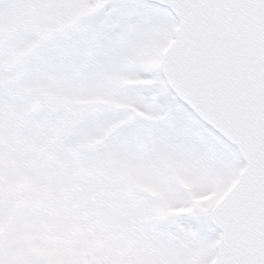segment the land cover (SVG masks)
I'll list each match as a JSON object with an SVG mask.
<instances>
[{"label":"snow or ice","instance_id":"6c2138e0","mask_svg":"<svg viewBox=\"0 0 264 264\" xmlns=\"http://www.w3.org/2000/svg\"><path fill=\"white\" fill-rule=\"evenodd\" d=\"M83 6L95 10L24 58L40 34L0 32V151L26 137L34 158L108 194L134 223L136 264H264V0H0V25ZM44 87L117 103L61 104ZM128 173L189 211L168 215ZM218 189L220 203H197ZM42 210L29 200L20 219ZM15 255L0 246V264ZM16 264L48 259L33 251Z\"/></svg>","mask_w":264,"mask_h":264},{"label":"rangeland","instance_id":"374dc122","mask_svg":"<svg viewBox=\"0 0 264 264\" xmlns=\"http://www.w3.org/2000/svg\"><path fill=\"white\" fill-rule=\"evenodd\" d=\"M90 13V7L83 6L57 10L45 20L32 16L18 18L10 25H0V32L22 28L18 23L30 20V25L34 26L23 28L50 35L78 20H70L71 14L83 15L82 18ZM46 39L39 36L22 47L19 56L27 57ZM39 41V46L29 48ZM40 94L57 103L81 107L117 103L105 97L66 96L49 87L42 88ZM7 148V152L0 151V200L11 197L15 200L6 213L0 214V246L16 253L11 257L12 264L33 251L45 256L48 264H75L76 256L87 260L88 264H120L123 257H127L128 264H136L133 260L137 245L134 223L108 203V194L83 186L65 167L43 157L34 158L31 142L26 137H11ZM169 167L181 186L191 192L194 185L186 181L174 165ZM128 180L138 191L160 200L168 215L189 211L172 206L166 192L138 175L128 173ZM216 197H219V189L210 196L200 197L197 203H207ZM29 200L36 206L43 205L42 214L35 220L22 222L21 211Z\"/></svg>","mask_w":264,"mask_h":264},{"label":"water","instance_id":"95a60500","mask_svg":"<svg viewBox=\"0 0 264 264\" xmlns=\"http://www.w3.org/2000/svg\"><path fill=\"white\" fill-rule=\"evenodd\" d=\"M234 187H235V186H234ZM221 201H222V200H221ZM221 201H220V202H221ZM220 202H219V203H220Z\"/></svg>","mask_w":264,"mask_h":264}]
</instances>
